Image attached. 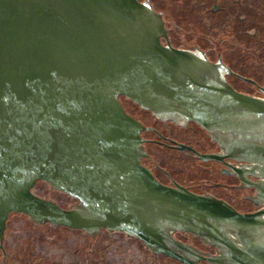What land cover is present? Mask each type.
<instances>
[{"label":"water","instance_id":"95a60500","mask_svg":"<svg viewBox=\"0 0 264 264\" xmlns=\"http://www.w3.org/2000/svg\"><path fill=\"white\" fill-rule=\"evenodd\" d=\"M167 34L141 0H0V240L7 226L10 264H87L94 255L98 264L112 255L114 264H156L142 241L199 264L172 249L164 231L213 227L243 239L245 248L224 234L237 263L264 256L256 240L264 209L240 212L166 186L141 162L143 126L120 96L221 132L264 192V98L231 86L224 64L163 44Z\"/></svg>","mask_w":264,"mask_h":264},{"label":"flooded vegetation","instance_id":"af4514ba","mask_svg":"<svg viewBox=\"0 0 264 264\" xmlns=\"http://www.w3.org/2000/svg\"><path fill=\"white\" fill-rule=\"evenodd\" d=\"M141 1L149 3L162 15L168 31V38L161 39L163 44L198 51L212 63L224 64L228 67L225 76L231 86L240 92L264 98V0H158L159 8L153 0ZM169 6L172 27L166 13ZM204 17L213 19L212 23L207 24ZM120 100L124 110L143 126L139 129L145 150L141 162L160 183L215 199V204L222 201L240 212L264 209V192L252 185L260 183L262 178L249 172L252 168L250 162L229 155L225 144L227 138L221 132L211 131L192 119L160 117L126 96H120ZM124 100L138 105L144 117L129 111ZM200 153L217 154L218 157L202 158ZM75 199L79 204L80 200ZM212 229L200 234L188 229H174L164 231L163 235L172 249L199 264H239V256L231 253L224 234L230 236L237 246L245 248L243 239L229 227L224 228V234ZM6 230L4 240H0V264H10L5 245ZM79 230L96 237L102 229L93 233ZM256 240L258 245L264 247V233ZM195 241L203 247L196 245ZM142 242L146 247L144 250L155 258L156 264H185L161 249L153 250ZM163 258L167 260L166 263H161ZM207 258H214L216 262ZM88 260L87 264L99 262L97 255ZM261 260H264V256L256 253L249 261L261 264ZM101 261L114 264V255L102 257Z\"/></svg>","mask_w":264,"mask_h":264}]
</instances>
